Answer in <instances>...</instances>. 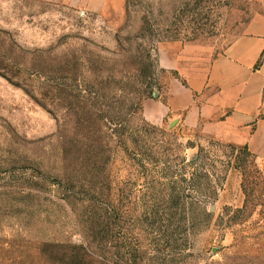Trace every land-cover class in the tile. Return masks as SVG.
Returning <instances> with one entry per match:
<instances>
[{"label": "rangeland", "instance_id": "374dc122", "mask_svg": "<svg viewBox=\"0 0 264 264\" xmlns=\"http://www.w3.org/2000/svg\"><path fill=\"white\" fill-rule=\"evenodd\" d=\"M260 19L264 0H0V264H264V159L144 113L173 43L218 56Z\"/></svg>", "mask_w": 264, "mask_h": 264}, {"label": "crops", "instance_id": "0c3cea01", "mask_svg": "<svg viewBox=\"0 0 264 264\" xmlns=\"http://www.w3.org/2000/svg\"><path fill=\"white\" fill-rule=\"evenodd\" d=\"M264 20L254 21L224 53L173 43L166 100L145 104V117L178 123L264 159Z\"/></svg>", "mask_w": 264, "mask_h": 264}, {"label": "trees", "instance_id": "16d2710c", "mask_svg": "<svg viewBox=\"0 0 264 264\" xmlns=\"http://www.w3.org/2000/svg\"><path fill=\"white\" fill-rule=\"evenodd\" d=\"M263 60H264V52H263V54L261 55V58H260V60H259L258 63H257L256 69H258V68L260 67V65L262 64ZM244 148H245L247 151H249L248 147H244ZM249 152H250V151H249ZM250 153H251V152H250ZM199 161H200V157L197 158V159H195L192 163L196 164V163H198Z\"/></svg>", "mask_w": 264, "mask_h": 264}]
</instances>
